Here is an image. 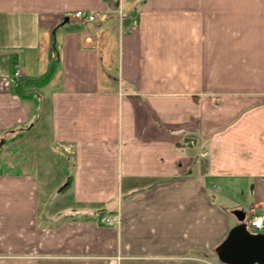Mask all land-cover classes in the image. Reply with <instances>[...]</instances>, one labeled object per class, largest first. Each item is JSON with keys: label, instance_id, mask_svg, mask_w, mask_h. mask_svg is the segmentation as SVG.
I'll list each match as a JSON object with an SVG mask.
<instances>
[{"label": "crops", "instance_id": "obj_1", "mask_svg": "<svg viewBox=\"0 0 264 264\" xmlns=\"http://www.w3.org/2000/svg\"><path fill=\"white\" fill-rule=\"evenodd\" d=\"M131 1L0 0V152L62 160L0 170V264H220L264 210V0Z\"/></svg>", "mask_w": 264, "mask_h": 264}, {"label": "rangeland", "instance_id": "obj_2", "mask_svg": "<svg viewBox=\"0 0 264 264\" xmlns=\"http://www.w3.org/2000/svg\"><path fill=\"white\" fill-rule=\"evenodd\" d=\"M128 2L130 3L132 1L131 0H128V1L125 0V2H124L125 6L124 7H126V3H128ZM120 18H121V20H120V22L118 21V27H120L122 29L128 28L129 26H131L133 24L132 19H130V21L127 23V21L124 20L123 14L121 15ZM102 20L103 21L95 22V25H97L101 22H104L105 19H102ZM116 25H117V23H116ZM104 29H107V27L105 26ZM115 32H113V33H115ZM101 36H103V32L102 33H96L95 40L97 41V40H99V38L101 39ZM92 38L93 37L88 38L87 41L91 42V40H93ZM95 40H93V41H95ZM52 72L54 73V67H53ZM30 93L33 96H37L36 92H30ZM37 126H38V123L36 125L37 129L35 128V132L33 131L29 135V138L27 139V140H29L28 143L22 144L21 146H18V145L17 146H8V147H5L4 149H2V151L0 152V170L11 171V172H13V171L14 172L15 171H18V172L34 171L32 173L39 174L40 173L39 168H45V164H47V165H49V164L53 165L54 164L56 166H58V165L61 166L60 162H62V160L57 156L58 151L55 150V148L50 150V146L47 143L46 134H48L47 133L48 127H47L46 123H45V126H41V127H37ZM40 130H44L46 132L43 135L42 134L39 135V137H35V139L32 138L34 136V134H35V136L38 135ZM30 138H31V140H30ZM49 150L51 151L50 153H49ZM204 165H205V159H201L199 161V167L201 168V170L204 169ZM34 166H39V168H35ZM59 170L56 169L54 171H52V170H47V171H49L51 174L55 175V177L59 181V179H61V177L59 175ZM67 175L70 176L69 170L66 171V176ZM66 188H67V186H66ZM41 189H43V188H41ZM57 189H60V188H57ZM55 195H56L55 198L57 200H54L52 202L51 208H50L51 211L59 210L60 208L65 207L67 205H73L71 203L70 198L67 196V193H64L62 196L61 195L58 196L57 193L55 192ZM239 199H241V198L239 197ZM101 219L102 218H100V220ZM102 224H104V223H102ZM114 226H116V223L113 221V225L110 227H114Z\"/></svg>", "mask_w": 264, "mask_h": 264}, {"label": "water", "instance_id": "obj_3", "mask_svg": "<svg viewBox=\"0 0 264 264\" xmlns=\"http://www.w3.org/2000/svg\"><path fill=\"white\" fill-rule=\"evenodd\" d=\"M238 224L215 248L214 253L220 264H264V234H251L246 229L245 214L233 211Z\"/></svg>", "mask_w": 264, "mask_h": 264}, {"label": "built area", "instance_id": "obj_4", "mask_svg": "<svg viewBox=\"0 0 264 264\" xmlns=\"http://www.w3.org/2000/svg\"><path fill=\"white\" fill-rule=\"evenodd\" d=\"M70 18L81 23L93 24L97 21H103L104 16L97 17L95 14L86 11H76ZM100 19V20H99ZM21 75V69L17 63L14 65V77ZM100 222L107 226H112L113 221L108 218H102ZM246 229L251 234H264V210L260 213L250 214L244 219Z\"/></svg>", "mask_w": 264, "mask_h": 264}, {"label": "trees", "instance_id": "obj_5", "mask_svg": "<svg viewBox=\"0 0 264 264\" xmlns=\"http://www.w3.org/2000/svg\"><path fill=\"white\" fill-rule=\"evenodd\" d=\"M52 70L49 71V73L47 74V76H45L44 78L40 79L38 82H36L34 85L35 86H42L44 84L47 83V81L50 79L51 75H52ZM20 132H24V130H20ZM21 135V134H19ZM18 137V136H17Z\"/></svg>", "mask_w": 264, "mask_h": 264}]
</instances>
